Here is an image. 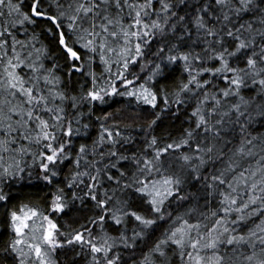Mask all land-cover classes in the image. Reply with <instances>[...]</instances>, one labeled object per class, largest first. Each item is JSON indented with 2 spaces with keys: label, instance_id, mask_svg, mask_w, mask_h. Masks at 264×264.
I'll list each match as a JSON object with an SVG mask.
<instances>
[{
  "label": "snow or ice",
  "instance_id": "snow-or-ice-1",
  "mask_svg": "<svg viewBox=\"0 0 264 264\" xmlns=\"http://www.w3.org/2000/svg\"><path fill=\"white\" fill-rule=\"evenodd\" d=\"M0 264H264V0H0Z\"/></svg>",
  "mask_w": 264,
  "mask_h": 264
},
{
  "label": "trees",
  "instance_id": "trees-1",
  "mask_svg": "<svg viewBox=\"0 0 264 264\" xmlns=\"http://www.w3.org/2000/svg\"><path fill=\"white\" fill-rule=\"evenodd\" d=\"M117 99H120V98H117ZM117 105H113V107H116Z\"/></svg>",
  "mask_w": 264,
  "mask_h": 264
}]
</instances>
